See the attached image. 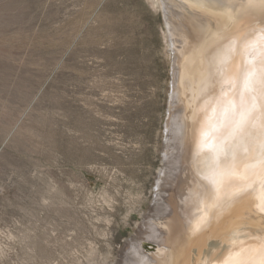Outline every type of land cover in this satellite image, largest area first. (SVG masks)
<instances>
[{"label":"rangeland","instance_id":"rangeland-1","mask_svg":"<svg viewBox=\"0 0 264 264\" xmlns=\"http://www.w3.org/2000/svg\"><path fill=\"white\" fill-rule=\"evenodd\" d=\"M174 1L0 0V264L144 263L128 243L170 222L157 193L179 192L186 163L170 152L161 181L179 136Z\"/></svg>","mask_w":264,"mask_h":264},{"label":"bare ground","instance_id":"bare-ground-1","mask_svg":"<svg viewBox=\"0 0 264 264\" xmlns=\"http://www.w3.org/2000/svg\"><path fill=\"white\" fill-rule=\"evenodd\" d=\"M174 4L182 23L171 32L172 105L178 111L172 119L170 113L169 125L177 124L179 136L168 145L161 181L169 180L177 155L186 154V163L179 157L181 169L173 175L178 195L172 192L167 200L163 187L157 193L156 220L165 211L170 222L143 223L147 236L138 247L128 243L135 249L124 260L264 264V0ZM165 238L176 248L155 256L154 248L143 250L147 241ZM143 251L151 257L144 259Z\"/></svg>","mask_w":264,"mask_h":264}]
</instances>
